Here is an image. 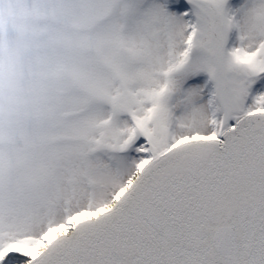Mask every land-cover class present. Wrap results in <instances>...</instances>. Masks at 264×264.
Listing matches in <instances>:
<instances>
[{
    "label": "snow or ice",
    "instance_id": "obj_1",
    "mask_svg": "<svg viewBox=\"0 0 264 264\" xmlns=\"http://www.w3.org/2000/svg\"><path fill=\"white\" fill-rule=\"evenodd\" d=\"M0 264H264V0H0Z\"/></svg>",
    "mask_w": 264,
    "mask_h": 264
}]
</instances>
